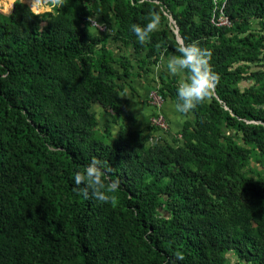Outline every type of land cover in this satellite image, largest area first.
I'll return each instance as SVG.
<instances>
[{"label":"trees","instance_id":"16d2710c","mask_svg":"<svg viewBox=\"0 0 264 264\" xmlns=\"http://www.w3.org/2000/svg\"><path fill=\"white\" fill-rule=\"evenodd\" d=\"M225 5L231 27L216 22ZM153 16L140 43L132 25ZM192 41L220 80L169 142L153 95L177 103L178 79L153 83L143 129L125 96ZM93 157L120 181L114 203L77 190ZM0 264H264V0L0 12Z\"/></svg>","mask_w":264,"mask_h":264},{"label":"clouds","instance_id":"9594fccd","mask_svg":"<svg viewBox=\"0 0 264 264\" xmlns=\"http://www.w3.org/2000/svg\"><path fill=\"white\" fill-rule=\"evenodd\" d=\"M63 2L64 0H46V3L54 6H62ZM89 27L101 29L103 25L97 22V18L89 17ZM158 27L159 17L153 16L143 27L132 25V31L139 42L144 43ZM177 51L178 55L167 59V69L173 76L181 78L175 108L177 112L187 115L214 93L220 77L211 64V50L201 47L199 41L182 43ZM111 172L112 169L105 161L93 157L82 171L74 174L78 192L85 199L91 198L105 204L114 203L120 181L112 177ZM183 258L178 252L177 259Z\"/></svg>","mask_w":264,"mask_h":264},{"label":"crops","instance_id":"0c3cea01","mask_svg":"<svg viewBox=\"0 0 264 264\" xmlns=\"http://www.w3.org/2000/svg\"><path fill=\"white\" fill-rule=\"evenodd\" d=\"M19 1L16 0L14 4H12V9L15 3ZM33 1V0H32ZM39 2L40 10L44 11V13L52 12L54 5L50 3H46V0H35ZM26 5L31 6L29 3L22 2ZM34 10V9H33ZM10 11V13H11ZM35 11V10H34ZM36 12V11H35ZM37 13V12H36ZM39 14H43L38 12ZM172 56H164L161 64L154 69V73L149 76L145 80L136 81L133 84V88L128 89L126 92L125 99L130 102L129 110L133 113V116L136 119V127L143 129L145 127H149L151 125L152 118L154 113L156 112L155 109L151 105V95L153 92L152 85L154 82L160 83L161 78L164 76L165 73L169 74L172 77H176L178 79V83H180L179 76H173L167 69V59ZM176 103L173 101H167L164 103L161 114L164 118L168 121L170 128L165 134L162 133L163 137L172 142L174 138L180 137V133L188 122L194 121V116L192 114L184 115L176 111L175 108ZM107 122L110 121L109 118L106 119Z\"/></svg>","mask_w":264,"mask_h":264},{"label":"built area","instance_id":"2783aa9c","mask_svg":"<svg viewBox=\"0 0 264 264\" xmlns=\"http://www.w3.org/2000/svg\"><path fill=\"white\" fill-rule=\"evenodd\" d=\"M216 22H217V25H219V26H227V27H231L232 26V22L228 18L227 13H226V5L224 6V9L222 11L221 18H219ZM99 30L105 31V27H103V28H101ZM153 98H154V105L155 106L163 107L164 99L158 97L156 94L153 95ZM154 124L157 127L162 128L163 130H168L169 129V124H168L167 120L164 117L154 120Z\"/></svg>","mask_w":264,"mask_h":264},{"label":"rangeland","instance_id":"374dc122","mask_svg":"<svg viewBox=\"0 0 264 264\" xmlns=\"http://www.w3.org/2000/svg\"><path fill=\"white\" fill-rule=\"evenodd\" d=\"M16 0H0V12H3L4 14H10V11L12 9V4H14ZM20 2L29 3L31 7L38 13H44V11L40 10L39 2L35 0H19Z\"/></svg>","mask_w":264,"mask_h":264},{"label":"water","instance_id":"95a60500","mask_svg":"<svg viewBox=\"0 0 264 264\" xmlns=\"http://www.w3.org/2000/svg\"><path fill=\"white\" fill-rule=\"evenodd\" d=\"M176 34H177V36H178V34H179V32H178V29H177V32H176ZM178 40H179V42H181V41H182L180 36H178Z\"/></svg>","mask_w":264,"mask_h":264}]
</instances>
